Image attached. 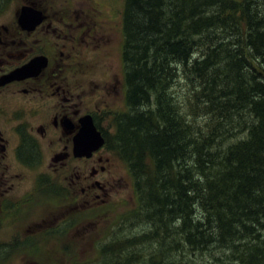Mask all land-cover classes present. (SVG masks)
Returning <instances> with one entry per match:
<instances>
[{
    "label": "trees",
    "instance_id": "1",
    "mask_svg": "<svg viewBox=\"0 0 264 264\" xmlns=\"http://www.w3.org/2000/svg\"><path fill=\"white\" fill-rule=\"evenodd\" d=\"M122 31L127 109L109 138L137 208L121 222L183 232L175 248L245 234L229 264H264V0H124ZM142 235L94 242V262L166 264Z\"/></svg>",
    "mask_w": 264,
    "mask_h": 264
},
{
    "label": "flooded vegetation",
    "instance_id": "2",
    "mask_svg": "<svg viewBox=\"0 0 264 264\" xmlns=\"http://www.w3.org/2000/svg\"><path fill=\"white\" fill-rule=\"evenodd\" d=\"M4 2L0 0V7ZM22 7L42 18L31 29L18 21ZM86 14L80 21L70 14L55 17L40 0H23L14 11L11 30L9 22L0 21V229L1 219L23 205L62 200L68 205V212L43 211L22 238L20 230L11 232L9 240H0V254L9 255L16 246L22 252L48 237H70L76 218L83 215L73 211L77 205L92 213L93 207L113 203L111 182L115 176L119 180L120 159L108 141L110 127L104 131L96 124L108 109L102 104L110 105L105 98L109 91L86 87L89 74L83 70L86 51L102 26ZM28 63L32 69L19 73L25 75L10 76ZM87 116L104 142L88 155H75L74 138Z\"/></svg>",
    "mask_w": 264,
    "mask_h": 264
},
{
    "label": "rangeland",
    "instance_id": "3",
    "mask_svg": "<svg viewBox=\"0 0 264 264\" xmlns=\"http://www.w3.org/2000/svg\"><path fill=\"white\" fill-rule=\"evenodd\" d=\"M22 1L5 0L0 7V21L9 22L8 26H10L11 22H15L14 11ZM40 2L48 13L56 14L55 17L70 14L72 20L80 21L86 18L88 16L86 13H88L91 15L93 22L102 26L101 34L97 35L94 38V42L90 44V51H86L89 56H85L87 65L85 66L84 64L83 70L89 74L86 87H91L92 91L100 88L105 94H107L106 91H109V97L106 96L105 98L109 99L110 105L102 104L103 110L106 109L105 107L108 109L102 112V116L97 117L99 121L96 124L104 131L105 128L110 127L108 133H113L116 126L113 114L117 111L126 110L122 90L123 69L121 58L123 50L122 14L124 0H40ZM86 6L90 10L82 12L81 10H85ZM12 27L11 25L9 30ZM84 78L86 79V76ZM99 80L106 82L102 83ZM111 81L113 85L110 84ZM102 85H104V90ZM95 98H97L96 94ZM108 133L104 132L103 136L106 138ZM110 136H113V134L108 135V137ZM108 141L111 147H116V140H110L109 138ZM117 154L116 156H119L118 158L120 159L118 167L120 177L118 180L115 176L112 182L110 179L113 185L111 190L115 191L112 194L113 203L110 206H104L103 208L93 207L95 210H92V213H86L84 211L86 210L85 206L77 205L76 210L73 211L78 214L83 213V215L76 218L74 234L71 233L70 237L67 236L65 238V235H60L56 239H49L48 237L44 243L29 244L22 252H19L17 250L19 247L16 246L9 255L0 254V264H71L72 262L81 263L86 261H90L88 263L93 264L99 257V251L94 242L105 239L98 242L97 246L99 247V245L103 246L104 242L107 245L114 244L110 242L112 239L114 241L129 240L132 236L137 237L142 234L143 237H141L139 244L146 248L145 252H157V255H154L156 259L162 260L166 264H223V262L229 264L228 259L234 260L235 258L236 245H248L252 242L249 237L243 234L240 237L231 238V241L226 242L225 245L209 243L206 244L207 247H203L200 244L192 247L186 241L175 248L176 241H180L179 238H183V235H185L183 232V235L174 231L170 236H165V231L157 230V227L156 235H153L152 232L155 229L153 225L146 220L139 221V218L132 216L122 223V218L137 208V201L131 182V173L127 169L125 161ZM59 209L61 212H68V205L64 200L60 201L59 204L45 201L44 203L23 205L20 209L14 210L12 215H7L1 219L4 225L0 229V240H9L11 232L16 229L20 230L18 238H22L25 232L24 229L28 228L30 230L43 211H53L54 213ZM177 225L178 221H172V223H168V229L173 230ZM113 235L117 238H112ZM58 240L62 242L56 244ZM70 240L72 241L71 243H69ZM94 263L107 264L103 261Z\"/></svg>",
    "mask_w": 264,
    "mask_h": 264
},
{
    "label": "water",
    "instance_id": "4",
    "mask_svg": "<svg viewBox=\"0 0 264 264\" xmlns=\"http://www.w3.org/2000/svg\"><path fill=\"white\" fill-rule=\"evenodd\" d=\"M33 10L28 9L27 7H22L19 13L18 21L21 24L26 25L29 29L34 27L36 22L38 23L42 18L38 16V13ZM30 23V25H29ZM31 63V62H30ZM26 64L18 69L14 70L10 76L13 78H18L19 73L32 69V66ZM21 74L20 77H22ZM28 75V74H26ZM24 77V76H23ZM84 120V119H83ZM103 142V138L100 134V131L96 129L93 125L90 116H87L84 121H82L80 130L74 138V154L75 155H88L92 150L98 148Z\"/></svg>",
    "mask_w": 264,
    "mask_h": 264
}]
</instances>
